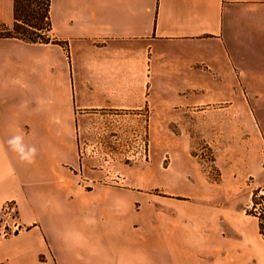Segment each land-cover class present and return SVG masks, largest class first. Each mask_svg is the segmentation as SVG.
Wrapping results in <instances>:
<instances>
[{"label": "crops", "instance_id": "1", "mask_svg": "<svg viewBox=\"0 0 264 264\" xmlns=\"http://www.w3.org/2000/svg\"><path fill=\"white\" fill-rule=\"evenodd\" d=\"M13 21L0 0V27ZM49 22L48 42L0 37V202L27 227L0 239V264H264L258 228L230 204L238 178L156 167L146 174L171 197L150 204L115 185L133 180L115 171L122 153H80L77 139L109 120L211 132L222 100L216 129L251 132L262 152L264 0H50Z\"/></svg>", "mask_w": 264, "mask_h": 264}, {"label": "rangeland", "instance_id": "2", "mask_svg": "<svg viewBox=\"0 0 264 264\" xmlns=\"http://www.w3.org/2000/svg\"><path fill=\"white\" fill-rule=\"evenodd\" d=\"M226 104L227 101L214 100L209 105V109L213 111L214 129L207 133L148 132L143 125L138 129L134 126L129 132H123L114 127L112 120L106 121L102 129L77 133L80 153L100 154L103 160L114 152L122 153L125 163H117L115 171L119 174L127 169L131 171L133 180H116L115 185L143 191L148 195L150 204L160 203V197L169 196L157 186L156 179L146 174L156 167L171 172L185 167L190 162L189 164H194L212 183H218L222 177L238 178L237 187L230 195V204L235 206L246 224L253 222L256 225L264 239L259 229V219L254 214L260 213L264 216V183H258L254 169L255 166L264 167V137L257 139L262 148L261 152V149L256 150V139L251 132L216 129L215 124L223 123L227 118L220 115L226 111ZM142 121L140 119L138 123H143ZM184 135L190 139L187 154L179 149L180 138ZM113 160L112 158L111 161ZM232 165L235 167L234 170H230ZM109 166L113 168L114 165L108 163L105 169H109Z\"/></svg>", "mask_w": 264, "mask_h": 264}, {"label": "trees", "instance_id": "3", "mask_svg": "<svg viewBox=\"0 0 264 264\" xmlns=\"http://www.w3.org/2000/svg\"><path fill=\"white\" fill-rule=\"evenodd\" d=\"M50 0H13L14 21L10 29L0 27V37H16L27 42H48ZM54 42L53 39H51ZM255 204V202H254ZM259 219V229L264 235V216Z\"/></svg>", "mask_w": 264, "mask_h": 264}, {"label": "built area", "instance_id": "4", "mask_svg": "<svg viewBox=\"0 0 264 264\" xmlns=\"http://www.w3.org/2000/svg\"><path fill=\"white\" fill-rule=\"evenodd\" d=\"M26 229L20 220L18 205L14 199L0 202V239L14 236Z\"/></svg>", "mask_w": 264, "mask_h": 264}]
</instances>
